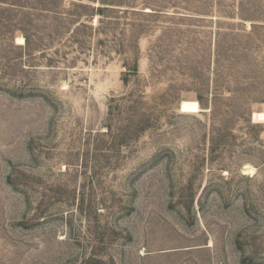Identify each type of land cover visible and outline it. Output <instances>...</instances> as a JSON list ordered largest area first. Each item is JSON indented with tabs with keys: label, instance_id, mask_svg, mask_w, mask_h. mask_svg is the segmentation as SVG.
I'll use <instances>...</instances> for the list:
<instances>
[{
	"label": "rangeland",
	"instance_id": "obj_1",
	"mask_svg": "<svg viewBox=\"0 0 264 264\" xmlns=\"http://www.w3.org/2000/svg\"><path fill=\"white\" fill-rule=\"evenodd\" d=\"M261 112L264 0H0V264H264Z\"/></svg>",
	"mask_w": 264,
	"mask_h": 264
},
{
	"label": "bare ground",
	"instance_id": "obj_2",
	"mask_svg": "<svg viewBox=\"0 0 264 264\" xmlns=\"http://www.w3.org/2000/svg\"><path fill=\"white\" fill-rule=\"evenodd\" d=\"M16 43H17V45H24L25 40H24V38L20 37L17 39ZM180 109H181L182 113H188V114H196V113H200L202 111V108H201L198 101H189V100L183 101L181 103ZM253 122H261V123L264 122V112L255 113ZM244 172L252 175L255 173V169H253L250 166H246L244 168Z\"/></svg>",
	"mask_w": 264,
	"mask_h": 264
}]
</instances>
